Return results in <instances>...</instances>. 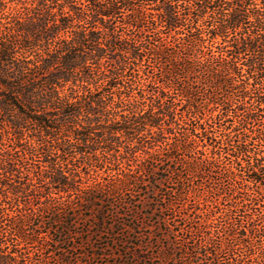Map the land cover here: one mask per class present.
<instances>
[{"label":"trees","instance_id":"16d2710c","mask_svg":"<svg viewBox=\"0 0 264 264\" xmlns=\"http://www.w3.org/2000/svg\"><path fill=\"white\" fill-rule=\"evenodd\" d=\"M164 162L183 169L171 211L209 191L197 231L245 229H223L212 250L184 241L176 264H259L248 238L264 230V0H0V264H51L27 246L41 233L27 235L30 216L61 221L116 184L155 195ZM220 195L238 202L221 214ZM142 247L135 264L176 258L171 238L161 257Z\"/></svg>","mask_w":264,"mask_h":264},{"label":"rangeland","instance_id":"374dc122","mask_svg":"<svg viewBox=\"0 0 264 264\" xmlns=\"http://www.w3.org/2000/svg\"><path fill=\"white\" fill-rule=\"evenodd\" d=\"M167 165L168 163L164 162L158 166L159 171H157L155 178L160 179L166 174L168 180L161 181L157 185L158 189L155 195H146L144 192L140 196H136L135 193L129 195L124 190L127 187L121 188V185L118 186L116 184L123 192H117L113 195H110V191H108L107 195L104 193L98 194V196H101L100 200L93 205L86 203V207L76 211L75 209L74 211L67 210V213L62 215L65 218L61 219V221H53L54 217L52 214L42 213V218H39V220L43 222L39 223V227H36L34 217L30 216L26 226V233L29 238H34L32 236L39 234L41 231L37 240H32L31 244H27L33 250V256L39 258L44 255L47 260L49 258L51 264H62L61 260L56 263L60 258L70 260L73 264H135L133 260H130L134 252V246L143 245L142 249L145 250L144 253L149 258L161 257L163 256L161 254L165 253L164 248H161V246L167 242V239L171 238V241L175 242L176 258L173 257L172 260H169L170 256L166 261L161 257L152 261L149 260L148 263L176 264V262L178 263L177 260L181 258L184 260L183 257L186 256L183 249H180L186 240L193 242L197 237V241L199 240L203 244L210 242L208 247L212 250L215 243L223 242V229L228 228L234 233L241 229L245 230L243 225L219 226L223 225V219H221L210 223L202 232L197 231L196 228L198 226H195V223L199 220L201 213L199 208L202 210L206 209L207 201L216 198L209 191H206L207 193L204 192L205 196L197 197V194L200 193L197 189L195 196L186 199L181 210L177 212L171 211L169 190L171 189L172 191L177 187L176 179L182 176L183 169H180L179 165L175 164L172 167L174 169L170 170L169 173L164 172L163 169ZM90 169V179H100L103 176L108 178L102 173V170L97 172V168ZM177 169L179 170L176 171ZM211 181L214 182L212 179ZM182 185H187L185 180ZM112 192H114L113 189ZM235 197L236 195H233L231 197L232 200H230L232 202L229 203L223 195L219 196V199H221L219 204L221 214L223 210L228 208V203L229 205H235L238 202V198ZM89 207H93L92 211L87 209ZM259 207L264 209V203H261ZM99 214H103L104 217L103 223L100 225L95 220L93 221ZM237 214L232 213L233 217L238 216ZM169 227L172 231L168 233L165 229ZM11 228L12 226L6 224L2 226L1 230L4 234L7 233L10 237H14L21 244H24L22 242L23 239L11 234ZM63 238H66L67 241H61ZM47 242L48 250L39 249L43 243ZM248 243L255 251L258 245H263L264 247V230L261 237L249 236ZM180 250L183 251V254ZM248 254L247 248H241L238 252L239 257H244ZM254 256H257L256 253ZM35 257L34 259H36ZM250 260L244 264H257L252 257ZM257 260H260L259 264H264V257H257Z\"/></svg>","mask_w":264,"mask_h":264}]
</instances>
